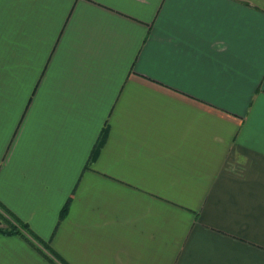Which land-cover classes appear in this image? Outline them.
I'll return each instance as SVG.
<instances>
[{
  "label": "crops",
  "instance_id": "obj_1",
  "mask_svg": "<svg viewBox=\"0 0 264 264\" xmlns=\"http://www.w3.org/2000/svg\"><path fill=\"white\" fill-rule=\"evenodd\" d=\"M0 205L66 264H264V0H0Z\"/></svg>",
  "mask_w": 264,
  "mask_h": 264
},
{
  "label": "trees",
  "instance_id": "obj_2",
  "mask_svg": "<svg viewBox=\"0 0 264 264\" xmlns=\"http://www.w3.org/2000/svg\"><path fill=\"white\" fill-rule=\"evenodd\" d=\"M103 140H104V139H101V141H99V143L97 144V149H96V150H98L99 147L102 145ZM95 152H96V151H95ZM70 203H71V200H69L68 203H67V204L65 205V207L63 208V210H62V212H61V215H60V220H63V219L67 216V214H68V212H69ZM0 207H1L4 211H6V209L3 208L1 205H0ZM9 215L12 216L10 213H9ZM13 218H14V217H13ZM15 221L17 222V225H18L17 227H14V226H13L12 229H11L10 231H2V230H1V231H0V234H5V235H21V236H23V237H26V239H28V241L31 243L32 246H35V244H34L31 240H29V237H30L31 239L35 240V241L38 242L40 245H42L43 248H45V249L51 254L52 258L47 257L48 260H49L51 263H53L54 260H57V261H59L61 264H66L65 261H63V260L61 259V257H59V255L56 254V253H55V252H54V251H53V250H52V249H51L46 243H44L42 240H40L39 238L35 237V236L31 233L30 228H29L28 225H26V224L20 222V221L17 220V219H15ZM24 233L28 234L29 237H27Z\"/></svg>",
  "mask_w": 264,
  "mask_h": 264
}]
</instances>
